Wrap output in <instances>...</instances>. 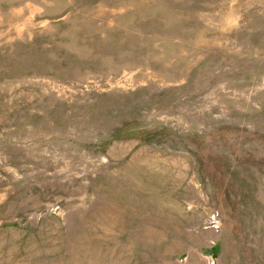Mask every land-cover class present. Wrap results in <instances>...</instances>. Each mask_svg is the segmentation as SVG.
Instances as JSON below:
<instances>
[{
	"label": "rangeland",
	"instance_id": "obj_1",
	"mask_svg": "<svg viewBox=\"0 0 264 264\" xmlns=\"http://www.w3.org/2000/svg\"><path fill=\"white\" fill-rule=\"evenodd\" d=\"M0 264H264V0H0Z\"/></svg>",
	"mask_w": 264,
	"mask_h": 264
}]
</instances>
